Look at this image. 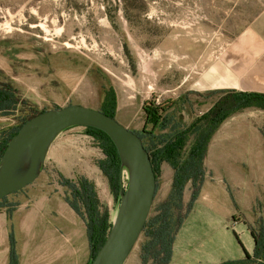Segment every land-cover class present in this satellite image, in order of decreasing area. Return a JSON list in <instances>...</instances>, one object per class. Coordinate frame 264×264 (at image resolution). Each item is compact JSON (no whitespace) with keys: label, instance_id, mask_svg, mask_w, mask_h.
<instances>
[{"label":"rangeland","instance_id":"1","mask_svg":"<svg viewBox=\"0 0 264 264\" xmlns=\"http://www.w3.org/2000/svg\"><path fill=\"white\" fill-rule=\"evenodd\" d=\"M0 81L10 83L31 112L70 105L99 110L112 90L116 121L137 135L142 105L166 106L175 126L155 135L168 137L228 93L264 92V0H0ZM28 114L25 107L16 116L0 115V130ZM149 139H143L148 147ZM263 148V111L244 110L220 126L196 200L190 204L188 182L180 209H172L174 228L180 223L172 253L175 247L189 254L186 262L179 255L170 264H220L253 251L252 231L258 234L264 223ZM103 159L84 127L55 138L38 179L5 200L15 207L7 211L11 217L0 218V264L91 263L84 208L71 206L72 192L59 178L92 184L113 224L120 195L98 168ZM172 180L164 163L148 222L162 213ZM122 181L125 190L126 169ZM148 235L141 233L124 264H143Z\"/></svg>","mask_w":264,"mask_h":264},{"label":"trees","instance_id":"2","mask_svg":"<svg viewBox=\"0 0 264 264\" xmlns=\"http://www.w3.org/2000/svg\"><path fill=\"white\" fill-rule=\"evenodd\" d=\"M25 107L28 109L29 114L21 119L18 126L8 130H0V160L8 142L21 126L32 117L46 111L31 112L32 109L27 101L19 97L17 90L10 83L0 81V115L2 117L16 116L20 109ZM165 107L156 106L151 102H146L141 107L144 126L138 135L142 142L144 138H150V147L146 146L144 142L143 145L149 154L156 182L161 165L164 163L168 164L173 171L170 193L162 213L154 219L153 223L147 221L142 231L147 230L150 234L148 237L151 238L142 249L141 260L143 264H147L149 259L154 264H170L172 260V243L180 227L179 223L178 228H174L172 209H180L184 188L188 182H191L193 188L190 204L192 205L196 200L201 184L204 181L203 166L208 146L220 126L229 117L244 110L255 109L264 112V93L247 91L228 93L222 96L208 112L197 117L191 125L175 127L176 130L170 136L160 135L158 137V135H155L156 131L162 132L169 126H175V123L168 117ZM99 111L111 118H115L116 98L112 90L106 91L104 94ZM84 128L87 135L97 143V147L104 156L103 160L97 162L98 168L107 178L112 192L118 195L123 190L122 177L125 168L121 165L116 147L102 131L90 127ZM191 137H193V141L189 146ZM156 138L160 140L154 143L152 139ZM187 146L189 148L188 154L183 159V153ZM59 180L62 186L69 187L72 192L74 201L69 202L71 206L75 209V203H78L84 208L87 238L91 260L93 261L105 243L112 224L108 220L107 215H102L92 184L87 180H81L78 185L61 177ZM18 192L11 195H15ZM6 198L0 200V205ZM75 210L79 211V208L77 207ZM11 212L7 213L9 217H11ZM251 236L254 242L252 255L246 253L242 260H228L220 264H264V223L260 226V232L255 234L252 231Z\"/></svg>","mask_w":264,"mask_h":264},{"label":"water","instance_id":"3","mask_svg":"<svg viewBox=\"0 0 264 264\" xmlns=\"http://www.w3.org/2000/svg\"><path fill=\"white\" fill-rule=\"evenodd\" d=\"M90 127L105 133L127 171V187L109 235L91 264H124L148 220L156 191L150 157L139 135L99 110L70 105L42 112L11 138L0 160V200L23 190L39 177L46 154L63 131Z\"/></svg>","mask_w":264,"mask_h":264},{"label":"crops","instance_id":"4","mask_svg":"<svg viewBox=\"0 0 264 264\" xmlns=\"http://www.w3.org/2000/svg\"><path fill=\"white\" fill-rule=\"evenodd\" d=\"M247 92H257V93H264V92H258V91H247ZM102 104V103H101ZM142 126V128H141V130L139 131V132H141L142 131V129H143V126H144V122H143V125H141ZM127 128H128V126H126ZM130 129V128H129ZM131 131H133V132H135V133H137V131H135L134 129H131ZM263 150H264V148H263ZM258 151H260V149H259V146H258ZM258 160L260 159V158H257ZM9 200V199H8ZM13 200V199H12ZM14 205H13V203H12V201H5V203L3 204V206H0V218H4V217H6L7 216V211H9L12 207H13ZM15 207V206H14ZM251 243H252V241H251ZM3 247L5 248V247H7V244H6V242L5 241H3ZM216 250L217 249H215V250H210L209 251V254H211V253H213L212 254V256H211V258H215L218 254L217 253H215L216 252ZM253 250H254V243H253ZM191 252V251H190ZM248 253H249V255H252L253 254V251H248ZM189 253L187 252V250H179V251H176V249H175V247H174V254L172 253V260L174 259V258H178V256L179 255H181V259H182V261L183 262H186V259H187V255H188ZM190 254H192V253H190ZM224 259H227L226 261H228V260H230L229 258H223V260ZM243 258H242V256H241V258H239V255L237 256V258H236V260H242ZM172 260H171V262H172ZM212 261L213 262H216L215 260H213L212 259ZM219 261H221V260H219ZM235 261V260H234ZM170 262V263H171ZM222 262H224V261H222ZM222 262H220V263H222Z\"/></svg>","mask_w":264,"mask_h":264},{"label":"bare ground","instance_id":"5","mask_svg":"<svg viewBox=\"0 0 264 264\" xmlns=\"http://www.w3.org/2000/svg\"><path fill=\"white\" fill-rule=\"evenodd\" d=\"M45 21H46V19H45ZM39 28L44 29L45 27H44V25L42 24V25L39 26ZM131 87H132V84H131V83H128V84H127V87L124 86V88H126V93H127V95H128V93L132 90Z\"/></svg>","mask_w":264,"mask_h":264},{"label":"flooded vegetation","instance_id":"6","mask_svg":"<svg viewBox=\"0 0 264 264\" xmlns=\"http://www.w3.org/2000/svg\"><path fill=\"white\" fill-rule=\"evenodd\" d=\"M262 225V224H261Z\"/></svg>","mask_w":264,"mask_h":264}]
</instances>
